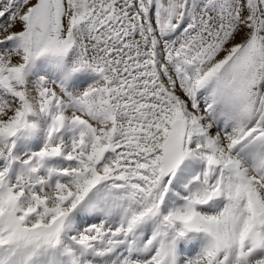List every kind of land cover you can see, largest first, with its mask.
<instances>
[{
    "label": "snow or ice",
    "instance_id": "6c2138e0",
    "mask_svg": "<svg viewBox=\"0 0 264 264\" xmlns=\"http://www.w3.org/2000/svg\"><path fill=\"white\" fill-rule=\"evenodd\" d=\"M0 264H264V0H0Z\"/></svg>",
    "mask_w": 264,
    "mask_h": 264
}]
</instances>
